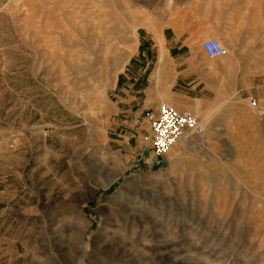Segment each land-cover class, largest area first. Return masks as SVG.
Here are the masks:
<instances>
[{"label":"rangeland","instance_id":"1","mask_svg":"<svg viewBox=\"0 0 264 264\" xmlns=\"http://www.w3.org/2000/svg\"><path fill=\"white\" fill-rule=\"evenodd\" d=\"M49 1L0 6V264H264V215L246 210L264 203V90H204L208 106L190 110L204 135L165 158L148 139L154 113L132 128L118 103L137 91L119 81L131 58L167 54L184 20L214 17L219 33L195 46L217 38L263 73L264 0H107L111 44L90 76L95 37L72 34V52L46 37Z\"/></svg>","mask_w":264,"mask_h":264},{"label":"crops","instance_id":"2","mask_svg":"<svg viewBox=\"0 0 264 264\" xmlns=\"http://www.w3.org/2000/svg\"><path fill=\"white\" fill-rule=\"evenodd\" d=\"M5 2L6 0H0V6ZM211 21V24L199 25L196 18L195 24L190 27L189 21L184 20V31L182 30L180 36L174 33V38L171 37L176 45L167 54L163 48L162 56L158 48H150L149 60H144L147 57L146 52L131 58L119 81L125 86L127 81L134 78L135 83L130 89L135 88L137 91L131 94L121 89L120 92L124 93L126 100L122 101L121 96L118 99L120 105L123 103L127 106L124 112L131 113L128 115L131 121L126 122L128 126L135 128V123L147 111L156 114L161 103H167L179 110H204L209 103L204 98V90L233 88L246 90L244 95L250 93L248 90H264V72L261 73L255 67L258 60L249 57L236 62L234 58L223 57L213 62L201 48L195 46V42L219 33L213 24L214 17ZM178 41L181 42L179 46ZM136 74L139 75L140 82L135 79ZM141 88H144L143 91ZM259 94L260 92L255 99L257 102ZM162 100L166 102H161Z\"/></svg>","mask_w":264,"mask_h":264},{"label":"bare ground","instance_id":"3","mask_svg":"<svg viewBox=\"0 0 264 264\" xmlns=\"http://www.w3.org/2000/svg\"><path fill=\"white\" fill-rule=\"evenodd\" d=\"M48 6L49 9L46 11L45 28L49 30V32L46 34V37L53 35L54 38L64 41V44H66V46H67V42L70 41V37L72 38V34L73 36H76V34H78V36H76L72 40L79 38V40L82 41L81 45L83 46L89 43L91 35L95 37L97 43L96 48L91 47L90 44L84 46V49L88 53L96 55V58L93 61L90 60L88 62V65L85 69V72H87L90 76L91 70L95 66L101 63L100 55L106 54V52L108 51V46L111 44L110 42L107 41L109 36L111 35V27L108 26L107 18L105 19L106 17L105 8L107 6V0H52L49 1ZM65 29H69V30L66 33H64ZM100 42H105V45L98 46ZM73 47L75 48V46ZM69 49L71 52L73 51L71 47H69ZM224 49H225V53L223 56H225L229 52L228 47L225 44H224ZM91 54L89 55L91 56ZM85 55L88 56V54ZM258 66L257 64L255 65V67L257 68ZM73 70L74 72H77L76 69ZM91 78H95V77H91ZM103 79L102 82H104ZM181 142H183V138L180 139L175 144V146H178L179 144H181ZM111 180H112V175H108L106 177V182L109 183L111 182ZM211 182L213 184L217 183L214 181ZM222 203H223L222 211H225V213H227V211H231L232 202H228L226 198H223L219 203H216L215 206H220ZM255 208H256V212H255L256 220L259 224L261 223L264 215V203L259 198L255 202H253L250 205V207H248L246 210L250 212ZM163 254L166 255L167 254L166 251H164ZM109 262L110 264H114L112 261Z\"/></svg>","mask_w":264,"mask_h":264},{"label":"built area","instance_id":"4","mask_svg":"<svg viewBox=\"0 0 264 264\" xmlns=\"http://www.w3.org/2000/svg\"><path fill=\"white\" fill-rule=\"evenodd\" d=\"M202 50L210 59L223 57L225 49L217 38H209L202 45ZM251 106L257 108L256 100H251ZM153 154L157 158L167 157L175 144L187 134L202 137L204 129L198 118L190 111L179 110L167 103H161L156 114L149 120Z\"/></svg>","mask_w":264,"mask_h":264}]
</instances>
